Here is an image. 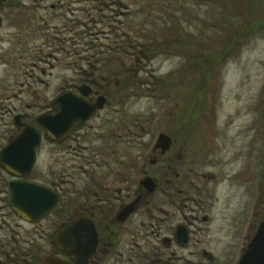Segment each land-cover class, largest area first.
I'll return each instance as SVG.
<instances>
[{
    "label": "flooded vegetation",
    "instance_id": "obj_1",
    "mask_svg": "<svg viewBox=\"0 0 264 264\" xmlns=\"http://www.w3.org/2000/svg\"><path fill=\"white\" fill-rule=\"evenodd\" d=\"M106 1L0 0V98L11 93L9 106L0 113V153L22 126L32 125L41 135L27 176L12 175L9 170L15 169L0 160V264H254L252 257L244 258L264 218L243 220L242 210H236L235 217L212 220V179L200 173L201 160L185 161L191 140L183 135L187 122H173L179 125L172 127L176 132L166 133L169 145H158V137L137 142L132 132L136 124H121L120 108L137 84L124 70L126 60L111 58L117 66L105 70L108 59L87 56L88 7ZM116 7L123 9L122 1L111 0L109 10ZM123 37L131 49L147 45L137 42L134 32ZM78 46L84 56L76 52ZM63 59L70 74L41 113L35 87L50 72L45 66L51 70ZM82 87L89 89L86 100L100 99L102 107L64 138L45 140L37 119L52 111L61 94H77ZM21 95L33 99L25 103ZM43 146H48L49 170L40 160L46 156ZM194 148L191 144L192 156L199 160L202 153ZM244 178L240 184L246 183ZM25 181L46 186L57 197L42 218L25 210L29 197L33 213L39 212L34 192L12 191L13 184ZM259 202L264 203L263 195ZM259 215L257 211L253 217ZM252 253L262 255L264 247Z\"/></svg>",
    "mask_w": 264,
    "mask_h": 264
},
{
    "label": "rangeland",
    "instance_id": "obj_2",
    "mask_svg": "<svg viewBox=\"0 0 264 264\" xmlns=\"http://www.w3.org/2000/svg\"><path fill=\"white\" fill-rule=\"evenodd\" d=\"M120 1L127 10L116 7L112 12L111 0L89 5L86 42L88 58L108 59L110 65L105 70L117 66L111 58H125L124 70L132 73L137 83L134 94L120 108L121 124L133 121L136 128L132 127V132H136L137 142H143L144 137L155 141L177 123L187 122L183 135L191 140L187 141L185 161L201 160L200 173L212 179L209 185L216 190L209 212L212 220L235 217L236 210H242L243 220H261L264 203L258 206L256 200L261 195L264 199V0ZM119 11L123 15L118 17ZM251 24L256 25L251 29L253 34L236 37ZM131 29L140 44H168L179 36L184 43L172 50H181L182 54H159L151 56V61L141 59L142 47L131 49L125 43L123 36L133 33ZM231 39L234 46L225 51L227 44L232 45ZM2 43L0 40V58ZM73 50L85 55L80 46ZM218 51H223V56L219 61L212 59L210 72L202 75V67L207 69L211 63L205 57ZM137 58L139 62L134 61ZM45 70L50 72L40 76L33 100L40 105L41 113L43 104L50 101L70 74L64 59L51 70L45 66ZM3 76L0 71V81ZM10 95L0 98V113L1 108L9 106L6 100ZM21 97L25 103L33 99ZM142 128L146 132H140ZM180 142L183 144V140L177 141ZM191 144L195 152L199 148L202 153L199 160L193 158ZM47 148L42 147L46 156L40 160L49 170ZM244 177L246 183L240 184ZM260 184L262 190L257 192ZM257 211L259 218H254Z\"/></svg>",
    "mask_w": 264,
    "mask_h": 264
},
{
    "label": "water",
    "instance_id": "obj_3",
    "mask_svg": "<svg viewBox=\"0 0 264 264\" xmlns=\"http://www.w3.org/2000/svg\"><path fill=\"white\" fill-rule=\"evenodd\" d=\"M89 89L82 87L79 88L77 94H61L57 97L52 104V111L40 115L37 119L39 125L44 132L45 140L51 142L54 139L59 140L66 136V134L73 128L80 126L83 122L88 120L95 110L102 107L103 101L100 99L96 103H90L86 100ZM41 141V135L32 125L22 126L13 139L4 147L0 153V160L4 163V167L13 168L9 170L14 176H27L30 173L34 163V148ZM158 145H164L170 142V138L164 134L158 137ZM169 145V144H168ZM19 186V187H18ZM23 190L25 195L28 196L35 193L39 199L40 210L39 212L32 211V198L27 197L25 210L26 213L34 218H42L48 214L56 205L57 197L50 192V190L43 185H35L25 181L21 184H13L12 191L17 194V191ZM16 197V196H15ZM31 200V201H30ZM15 202V198H14ZM32 212V213H31ZM261 242V243H260ZM260 245L258 246V244ZM264 223L261 225L260 230L249 246L245 258L254 260V264H264V254L253 257V251L257 247H264ZM251 259V260H252ZM46 264H49L47 261Z\"/></svg>",
    "mask_w": 264,
    "mask_h": 264
},
{
    "label": "trees",
    "instance_id": "obj_4",
    "mask_svg": "<svg viewBox=\"0 0 264 264\" xmlns=\"http://www.w3.org/2000/svg\"><path fill=\"white\" fill-rule=\"evenodd\" d=\"M248 26L249 25L245 26L240 32H238V34H236V37H239V36L243 37V36H248V35L253 34L254 32L252 30L256 29V25L254 26V25L251 24L249 27ZM178 39H180L179 36L177 37V40L174 41V42L168 41V44H166V41L165 42H161L160 44L151 43L150 45H146V46L142 47L140 52L142 54H144L145 56H148L149 58H151V56H157L159 54H172V53H175V54L180 55V54H182L181 50H175V51L172 50L174 46H177V47L181 48V46L183 45L184 42H181ZM233 46H234V40H232V45L231 46H230V44L226 45L225 51H229V49H231ZM223 54H224L223 51H221V52L218 51V52H215L213 54H209L207 57H205L206 59H209V63L210 62L211 63L209 64L207 69H204L202 67V69H201L202 75H206V74H208L210 72V65H212V66L214 65V64H212L213 63L212 59L214 61H219L221 59L220 56L221 55L223 56ZM162 82L165 83V81H162Z\"/></svg>",
    "mask_w": 264,
    "mask_h": 264
}]
</instances>
